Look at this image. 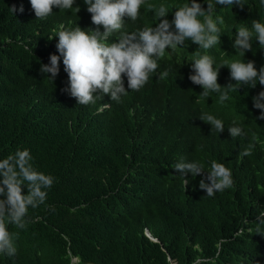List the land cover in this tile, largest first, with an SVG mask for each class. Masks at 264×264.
<instances>
[{"label": "trees", "instance_id": "16d2710c", "mask_svg": "<svg viewBox=\"0 0 264 264\" xmlns=\"http://www.w3.org/2000/svg\"><path fill=\"white\" fill-rule=\"evenodd\" d=\"M188 2L146 0L121 31L156 25L148 5L167 6L171 23ZM196 2L205 10L212 3L213 18L223 20L220 43L207 50L195 44L196 59L209 55L216 68L234 60L264 67L254 31L252 51L233 47L240 27L264 23L261 0H241L243 8ZM87 8L75 0L71 9L53 8L37 19L30 0H0V161L27 149L34 169L54 177L45 202L29 208L26 227L7 225L17 252L0 254V264H264V120L252 100L264 86L225 89L235 81L223 67L217 83L229 100L199 96L203 89L188 79L195 73L186 64L193 48L184 44L166 50L140 90H129L124 76L127 92L119 101L97 93L94 103L79 105L63 91L70 84L62 57L54 81L40 68L59 55L60 30L103 31ZM202 113L222 120L224 131L200 120ZM230 126L242 134L232 138ZM249 145L251 154L242 156ZM181 160L206 171L213 160L223 163L233 184L209 197L199 188L206 173L189 174L185 184L174 169Z\"/></svg>", "mask_w": 264, "mask_h": 264}, {"label": "clouds", "instance_id": "9594fccd", "mask_svg": "<svg viewBox=\"0 0 264 264\" xmlns=\"http://www.w3.org/2000/svg\"><path fill=\"white\" fill-rule=\"evenodd\" d=\"M75 0H30L37 19H44L52 14L53 8L71 9ZM88 5L94 25L102 26L95 31H83L78 26L72 30H60L57 33L56 44L59 55H50L49 65L41 64L40 72L54 81L59 73L62 57L64 70L68 75L70 87L63 91L69 92L79 105L94 103V95L99 93L109 96L111 101H119L126 94L127 88L132 91L140 90L149 80L151 74L158 68V59L165 55L166 50L178 46L190 45L193 55L186 64L192 65L194 75L188 79L203 89L199 95L209 97L210 93H218L221 103L229 100L228 91H221L217 83L219 70L227 67L230 79L235 84H229L225 89L231 90L234 85L255 88L257 83L264 86V67L257 71L253 61H225L219 68L214 67V61L209 55L196 59V45L202 49H210L220 43V29L217 22L223 23L222 18H213L214 5L206 3V10L196 0L179 6L174 12L171 23L168 20L169 9L164 4L155 7L148 5L158 19L156 25L145 26L139 32L126 33L121 29L124 18L136 21L140 16L141 7L146 6V0H84ZM217 5H238L243 8L241 0H215ZM264 4V0H261ZM12 13L17 11L15 5L10 8ZM23 13V6L19 8ZM80 9L77 8V12ZM201 17L203 19H201ZM253 31L259 46L264 49V23L253 21L252 31L246 26L238 29L233 47L245 54L252 51ZM113 33H120L119 39L108 43ZM53 39V38H52ZM51 40V39H49ZM196 44V45H195ZM51 74L48 76L47 74ZM168 72L162 73L161 78ZM253 107L261 111L258 119L264 120V91L252 98ZM200 120L212 126L217 132L224 131L223 121L213 115L202 113ZM235 124V122H234ZM228 131L232 138L242 134L240 126H230ZM241 153L250 155V149ZM30 153L27 149L17 150L13 155L0 161V254L14 256L17 248L14 243L16 234L10 233L7 225L12 224L24 229L28 223L29 208L35 209L43 204L47 197L46 189L51 188L54 177L45 175L34 169ZM174 169L184 178L195 179L202 174L199 188L211 197L218 191L230 188L233 184L232 173L223 163L211 161L210 169L205 170L198 162L176 163ZM207 181V182H206ZM24 188L27 192L24 194ZM153 240V239H152Z\"/></svg>", "mask_w": 264, "mask_h": 264}, {"label": "water", "instance_id": "95a60500", "mask_svg": "<svg viewBox=\"0 0 264 264\" xmlns=\"http://www.w3.org/2000/svg\"><path fill=\"white\" fill-rule=\"evenodd\" d=\"M145 234H146L150 239L155 240V238H152V237L149 235V233H148L147 231H145Z\"/></svg>", "mask_w": 264, "mask_h": 264}]
</instances>
